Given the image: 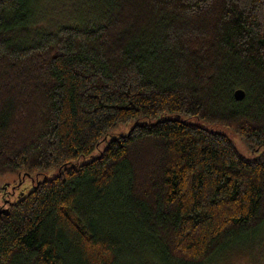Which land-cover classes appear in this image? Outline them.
<instances>
[{"label":"trees","instance_id":"obj_1","mask_svg":"<svg viewBox=\"0 0 264 264\" xmlns=\"http://www.w3.org/2000/svg\"><path fill=\"white\" fill-rule=\"evenodd\" d=\"M43 1L0 0V177L30 180L0 190V264H206L253 239L264 0Z\"/></svg>","mask_w":264,"mask_h":264},{"label":"rangeland","instance_id":"obj_2","mask_svg":"<svg viewBox=\"0 0 264 264\" xmlns=\"http://www.w3.org/2000/svg\"><path fill=\"white\" fill-rule=\"evenodd\" d=\"M48 2L59 4L62 0H44L41 4H46ZM36 5L39 6V3L37 2ZM136 122H143V119ZM131 124H133V122L116 128L113 131V136L127 133ZM229 137L241 153L248 156L252 155V153H247L238 137L231 134H229ZM29 181V179L22 178V180H20L19 177L15 178L14 176L5 175L0 177V190L4 189L6 191V200L9 201L11 198L25 193L28 189ZM246 242L223 250L206 264H264V226L261 227L258 234L253 239ZM135 261L136 259L132 263L130 259L127 258L123 264H136Z\"/></svg>","mask_w":264,"mask_h":264},{"label":"water","instance_id":"obj_3","mask_svg":"<svg viewBox=\"0 0 264 264\" xmlns=\"http://www.w3.org/2000/svg\"><path fill=\"white\" fill-rule=\"evenodd\" d=\"M233 96L235 100L241 101L245 96V92L242 89L238 88L233 92Z\"/></svg>","mask_w":264,"mask_h":264}]
</instances>
